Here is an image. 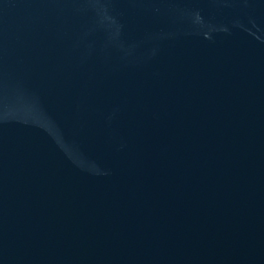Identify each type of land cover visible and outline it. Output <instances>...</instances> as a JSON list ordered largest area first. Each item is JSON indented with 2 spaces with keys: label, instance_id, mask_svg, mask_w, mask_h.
<instances>
[{
  "label": "water",
  "instance_id": "1",
  "mask_svg": "<svg viewBox=\"0 0 264 264\" xmlns=\"http://www.w3.org/2000/svg\"><path fill=\"white\" fill-rule=\"evenodd\" d=\"M0 264H264V0H0Z\"/></svg>",
  "mask_w": 264,
  "mask_h": 264
}]
</instances>
